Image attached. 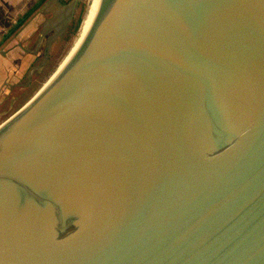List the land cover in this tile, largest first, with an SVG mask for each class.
I'll list each match as a JSON object with an SVG mask.
<instances>
[{"label": "water", "instance_id": "95a60500", "mask_svg": "<svg viewBox=\"0 0 264 264\" xmlns=\"http://www.w3.org/2000/svg\"><path fill=\"white\" fill-rule=\"evenodd\" d=\"M89 11L0 122V264H264V0Z\"/></svg>", "mask_w": 264, "mask_h": 264}, {"label": "rangeland", "instance_id": "374dc122", "mask_svg": "<svg viewBox=\"0 0 264 264\" xmlns=\"http://www.w3.org/2000/svg\"><path fill=\"white\" fill-rule=\"evenodd\" d=\"M89 0H45L0 42V122L46 81L78 30ZM31 2H0V37Z\"/></svg>", "mask_w": 264, "mask_h": 264}, {"label": "trees", "instance_id": "16d2710c", "mask_svg": "<svg viewBox=\"0 0 264 264\" xmlns=\"http://www.w3.org/2000/svg\"><path fill=\"white\" fill-rule=\"evenodd\" d=\"M45 0H34L31 2L26 9L22 11L21 14H19L15 21L12 23L10 27L7 28L6 31H4L1 34L0 37V42H2L4 39H6L11 33L16 31L24 22H26L27 18L33 13V11L38 8ZM82 18L81 16H78L76 23H75V28H79L80 22Z\"/></svg>", "mask_w": 264, "mask_h": 264}, {"label": "bare ground", "instance_id": "6f19581e", "mask_svg": "<svg viewBox=\"0 0 264 264\" xmlns=\"http://www.w3.org/2000/svg\"><path fill=\"white\" fill-rule=\"evenodd\" d=\"M89 8H90V0L88 1L87 5H86L85 13L83 15L81 24H80V26H79V28H78V30H77L72 42H71V44H70L71 46H70L69 50L63 56L61 62L58 64V66H56L54 68V70L51 72V74H53L56 71V69L62 68V65H64L66 63L67 59L70 57V54L72 53V51L77 46V43L80 41L81 35L84 32V30H85V27H86V24H87V20H88V17H89V13H90ZM51 74L47 77V79L51 76ZM47 79H46V81H47Z\"/></svg>", "mask_w": 264, "mask_h": 264}, {"label": "crops", "instance_id": "0c3cea01", "mask_svg": "<svg viewBox=\"0 0 264 264\" xmlns=\"http://www.w3.org/2000/svg\"><path fill=\"white\" fill-rule=\"evenodd\" d=\"M20 2V5L21 3H27L28 1L29 2H33L34 0H18ZM0 2H11V0H0Z\"/></svg>", "mask_w": 264, "mask_h": 264}]
</instances>
